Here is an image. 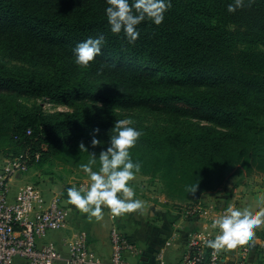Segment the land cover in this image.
<instances>
[{
  "label": "trees",
  "instance_id": "1",
  "mask_svg": "<svg viewBox=\"0 0 264 264\" xmlns=\"http://www.w3.org/2000/svg\"><path fill=\"white\" fill-rule=\"evenodd\" d=\"M232 2L171 0L163 23L145 20L129 43L111 31L107 0H0V51L22 63H0V92L75 108L47 114L0 97V140L15 148L4 153L40 154L33 168L58 155L87 163L95 153L99 170L116 109H141L171 121L133 124L142 135L132 159L179 207L219 190L239 167L264 174V0L230 13ZM101 34L102 55L77 65L76 46Z\"/></svg>",
  "mask_w": 264,
  "mask_h": 264
},
{
  "label": "built area",
  "instance_id": "2",
  "mask_svg": "<svg viewBox=\"0 0 264 264\" xmlns=\"http://www.w3.org/2000/svg\"><path fill=\"white\" fill-rule=\"evenodd\" d=\"M32 158L38 162L40 154L0 152V264H133L127 255L137 252V247L116 225L110 231L108 261L91 250L84 231L70 241L68 253H63L55 242L45 241L50 232L67 229L68 212L61 194L47 198L39 185L23 184L24 176L35 165ZM228 196H216L224 201L221 205L217 201L211 205L200 201L181 206L184 218L197 221L198 226L191 232L179 264H226L227 246L214 251L207 246V240L214 239L219 232L212 227L213 221L229 205H236L230 203ZM254 242L264 258V239L255 234L250 241L235 246L242 260L249 255ZM170 245L171 241L167 242ZM157 260L166 264L164 251L159 252Z\"/></svg>",
  "mask_w": 264,
  "mask_h": 264
},
{
  "label": "clouds",
  "instance_id": "3",
  "mask_svg": "<svg viewBox=\"0 0 264 264\" xmlns=\"http://www.w3.org/2000/svg\"><path fill=\"white\" fill-rule=\"evenodd\" d=\"M105 9L108 23L114 34L123 32L129 43H135L140 32L138 25L145 20L159 26L165 19V14L171 8V0H107ZM245 7V0H233L227 5V10L234 13L237 9ZM105 37H89L80 42L74 49L75 63L88 67L96 58L102 55V45ZM131 117L119 119L110 133V144L99 154V170H93L97 162L95 153H90L91 159L81 163V169L89 174L92 183L85 190L75 186L67 189L68 203L75 205L81 213L87 214L86 218H103L102 206H107L111 213L121 216L142 210L144 203L135 198L134 187L130 183L141 171V163L132 159L131 149L137 144L142 131L132 126ZM98 131V129H97ZM103 142L93 138L94 146ZM81 149H88L84 144ZM199 183L186 185V191L196 194ZM264 200V194L260 195ZM264 223V208L253 210L250 206L229 205L225 213L213 221L212 227L219 232L214 239L207 240V246L214 251L228 246L233 247L238 243L250 241L255 237V229Z\"/></svg>",
  "mask_w": 264,
  "mask_h": 264
},
{
  "label": "crops",
  "instance_id": "4",
  "mask_svg": "<svg viewBox=\"0 0 264 264\" xmlns=\"http://www.w3.org/2000/svg\"><path fill=\"white\" fill-rule=\"evenodd\" d=\"M73 186H75L73 182L67 181V189ZM134 191L135 198L144 203L142 210L116 216L107 206H102L103 218L101 220L93 218L91 221L86 218L87 214L81 213L75 205L68 203L67 192V197H63L68 212L67 229L63 230L65 234L60 235L58 239L50 241L55 242L63 253H68L70 241L84 231L88 234L91 250L102 260L108 261L111 254L110 231L116 225L137 247V252L127 255L131 263L159 264L157 256L160 251H164L166 264H179L191 232L196 229L198 222L185 219L181 210L182 205L179 207V203H171L163 196H159L157 202V198L139 196L135 187ZM48 192L53 194L50 189ZM201 202L205 204L203 199ZM257 228L259 232H263L264 223ZM169 241L171 245L167 246ZM225 261L226 264H264L257 242L251 245L249 255L243 260L235 246H227Z\"/></svg>",
  "mask_w": 264,
  "mask_h": 264
},
{
  "label": "rangeland",
  "instance_id": "5",
  "mask_svg": "<svg viewBox=\"0 0 264 264\" xmlns=\"http://www.w3.org/2000/svg\"><path fill=\"white\" fill-rule=\"evenodd\" d=\"M0 63H4L10 69L17 65H22V63L10 58L2 51H0ZM0 97L18 100L28 106L41 104L43 111L47 114L68 112L75 109L48 101L44 102L42 99L18 97L17 95L7 92H0ZM115 112L118 114L119 119L131 117L134 124L150 128H161L171 121V115L169 114H155L141 109H116ZM189 121L198 122L196 119L190 118ZM14 149L13 143L7 140H0V152L8 154ZM80 164L81 162L76 159L67 160V155L52 156L44 159L42 164L31 169L24 176L23 184L32 183L39 185L47 198H51L54 193H60L62 197L66 198L67 181H71L77 188L83 187L85 190H87L92 183L89 174L81 169ZM93 170L98 171L95 169V166H93ZM130 183L135 187L137 193L140 194L139 196L154 197L157 198V202L158 197L163 196L174 204L177 200L165 194L159 179L137 174ZM49 189L53 191V194H48ZM261 194H264V174L256 171L255 167L251 174H247L246 167H239L219 190L206 193L202 199L206 205L214 204L215 201L219 202L218 204L221 205L224 201L216 198V196L220 195L224 197L225 195H229L230 197L228 196V199H230V203H235L237 206H250L253 210H260L264 208V200L260 199ZM257 229L259 228L255 229V233H261L264 237V231L259 232ZM63 233L65 234L63 230L59 232H50L45 241L58 239Z\"/></svg>",
  "mask_w": 264,
  "mask_h": 264
}]
</instances>
